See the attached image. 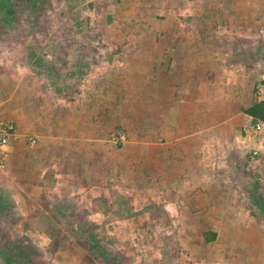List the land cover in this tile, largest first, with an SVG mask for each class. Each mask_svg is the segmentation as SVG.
Returning a JSON list of instances; mask_svg holds the SVG:
<instances>
[{"label": "crops", "instance_id": "crops-1", "mask_svg": "<svg viewBox=\"0 0 264 264\" xmlns=\"http://www.w3.org/2000/svg\"><path fill=\"white\" fill-rule=\"evenodd\" d=\"M218 1L207 4L203 16L221 11L225 39L200 38L198 33L212 31L210 20L200 26L162 24L155 40L145 42L147 53L104 61L94 72L98 81L75 101L41 98L47 95L34 89L31 111L0 112V121L17 127L0 168V208H22L31 229L52 197L73 198L102 184L94 198L104 195L109 206L119 194L132 197L139 212L172 209L168 222L182 225L177 237L193 239L197 229L206 243L218 241L226 219L217 209L244 202L234 196L242 188L236 171L247 176V152L263 143L243 135L242 128L264 77L261 46L254 42L264 0ZM120 127L128 142L116 150L109 135ZM145 215L133 220L140 224Z\"/></svg>", "mask_w": 264, "mask_h": 264}, {"label": "rangeland", "instance_id": "rangeland-1", "mask_svg": "<svg viewBox=\"0 0 264 264\" xmlns=\"http://www.w3.org/2000/svg\"><path fill=\"white\" fill-rule=\"evenodd\" d=\"M210 2L220 1L0 0V112L31 111L34 89L47 95L41 98L75 101L98 81L94 72L104 61L147 53L151 47L146 48L145 42L155 40L162 24L200 26L210 20L212 31L198 33L200 38L225 39L221 11L203 16ZM255 21L259 32L254 42L260 43L264 57V16ZM260 66L262 76L264 61ZM118 131L127 134L120 127L109 139ZM242 133L246 135L243 128ZM27 139L29 144L34 142L31 136ZM261 139L258 155L252 154V148L247 152L249 163L243 164L247 176L236 171L235 183L242 188L234 196L244 202L217 209L226 219L220 224L218 241L206 243L203 231L197 229L193 239H181L176 229L182 225L168 222L173 220L172 209L139 212L131 205L132 197L119 194H115V206H109L104 195L94 198L95 189L103 185L91 184L73 198L52 197L51 207L39 209L44 215L31 229L23 223L27 217L22 208L7 204L0 208V246L13 247L12 252H0V264H14L12 259L16 264H194L202 259L207 264H264ZM234 165L240 168L238 162ZM144 212L149 216L137 224L133 218ZM205 228L210 231L214 225Z\"/></svg>", "mask_w": 264, "mask_h": 264}, {"label": "built area", "instance_id": "built-area-1", "mask_svg": "<svg viewBox=\"0 0 264 264\" xmlns=\"http://www.w3.org/2000/svg\"><path fill=\"white\" fill-rule=\"evenodd\" d=\"M255 95L257 102L264 104V77L257 85ZM243 130L246 136L257 141L264 138V121H255L249 116ZM16 135L17 127L14 122L0 121V168H4L6 164V149ZM127 142L128 135L124 131L116 132L110 140L112 145L120 147H123ZM251 152L254 156L259 154L256 149H252Z\"/></svg>", "mask_w": 264, "mask_h": 264}, {"label": "trees", "instance_id": "trees-1", "mask_svg": "<svg viewBox=\"0 0 264 264\" xmlns=\"http://www.w3.org/2000/svg\"><path fill=\"white\" fill-rule=\"evenodd\" d=\"M246 113H247V115L252 117L255 121H264V104L263 103H257L253 107L248 109L246 111ZM10 247H12V246H9V249H6L7 248L6 246H2V247L0 246V252H6V251L12 252L13 247L12 248H10ZM12 260H13V263L16 264V262H14L15 259H12ZM25 264H31V263H25Z\"/></svg>", "mask_w": 264, "mask_h": 264}]
</instances>
